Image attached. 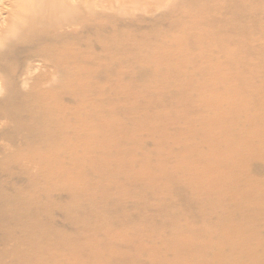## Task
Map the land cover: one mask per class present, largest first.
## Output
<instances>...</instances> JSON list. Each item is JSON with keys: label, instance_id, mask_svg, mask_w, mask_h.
I'll return each mask as SVG.
<instances>
[{"label": "bare ground", "instance_id": "6f19581e", "mask_svg": "<svg viewBox=\"0 0 264 264\" xmlns=\"http://www.w3.org/2000/svg\"><path fill=\"white\" fill-rule=\"evenodd\" d=\"M151 5L181 43L98 1L0 0V264H175L89 254L179 238L188 264H264V0Z\"/></svg>", "mask_w": 264, "mask_h": 264}, {"label": "rangeland", "instance_id": "374dc122", "mask_svg": "<svg viewBox=\"0 0 264 264\" xmlns=\"http://www.w3.org/2000/svg\"><path fill=\"white\" fill-rule=\"evenodd\" d=\"M89 1H98L101 4V8H99L100 10H103L105 13H107L108 15L113 16L115 19L117 18V20L120 22L118 23V25L121 28H125L126 26H128V24L130 23H134V27H150L153 23L154 20H159L161 22V27L163 28V32H165L164 34H162V36H167V37H163L162 40L166 41L169 38L173 37L169 42L171 43H176L179 44L182 42V39L179 38L178 35L173 34L172 31H169L170 26H171V22L170 19L166 16L165 13H159L155 16H150L148 13V9L149 8H153L154 5H151V7H147V3L148 2H152V0H143L142 2H135L134 0H89ZM113 2L112 4L115 5L116 9L123 5L122 3L125 2V9L127 11L126 15L120 12H117L116 10H110L109 8V3ZM108 8V9H107ZM156 33L154 32L152 35H155ZM160 51V49H159ZM153 52H156L155 50H153ZM172 56V57H171ZM172 59H175L176 61L178 60L179 62H184L187 61L189 56H187L186 54H182V55H178V56H174V55H170L169 56ZM118 91H120V94L124 93V97H127L128 95H131L132 91L129 92L126 89H123L122 87L118 88ZM161 133H157L156 135L161 136ZM162 137V136H161ZM164 137V136H163ZM152 141V139H151ZM153 143V142H152ZM174 146H177L176 144H174ZM260 167V168H259ZM257 169V170H256ZM256 169L252 168L251 171V175L250 178H248L251 182H256V180L258 181H262L264 182V166L263 165H259L258 168L256 167ZM225 190V189H224ZM230 195L235 198V197H241L243 195V192L241 190L238 191H234L232 193H230ZM197 198V196L195 197V199ZM246 199L253 201V202H258L259 200L262 201L263 197L260 195V193H254V194H248L245 196ZM176 200V198L174 199V201ZM258 216V215H257ZM60 222L62 223L63 220L62 218H59ZM232 224V223H230ZM232 225H234L233 227H235V223H233ZM191 228L196 229L198 227H196L195 224L190 225ZM68 228L71 230V228H74L72 225L68 226ZM235 228H238L235 227ZM264 230V226L262 228ZM113 235H115V233H106L104 234L103 240H106L108 238H111ZM129 242V241H127ZM200 243L201 242L196 239V238H190V239H185V238H179L177 240H171L168 242V244H153V242L151 243H143L140 242V244H136L134 245L135 249H139V251L133 250L132 252H129L127 249L126 250H122V252H120L119 254H115L114 252H109L107 254L104 253H99V252H91L89 255H97L98 258L100 259H104V255H109L111 257L117 256V257H124V256H128L130 258V260H141V261H147V260H151L153 261L154 257L152 258V255H173V261L175 264H188L189 259L187 258V256H182V255H202L203 251L200 252V250H204V248L202 247V249L199 250V248H196V251H192L191 249H187V246H185L186 243ZM227 242L232 245L233 247H235V244L237 243L236 241L232 240V239H227ZM94 245H86V248H88L89 250H93ZM237 246L240 248V252H242V255H253V250L246 247L243 244L237 243ZM177 247H184L186 248V254H178L175 251H173L174 248ZM70 248H74V249H80V248H85V245H83V243H73L70 245ZM161 248V249H160ZM163 249V250H162ZM160 251V252H159ZM171 252V253H169ZM142 253V255H141ZM144 253V254H143ZM144 255V256H143ZM134 256V257H132ZM83 260H86V258H84ZM123 260V259H122ZM122 260H120L119 262H122ZM190 263V262H189ZM89 264V263H87ZM167 264V263H165Z\"/></svg>", "mask_w": 264, "mask_h": 264}]
</instances>
